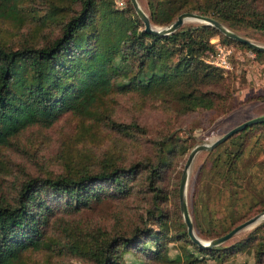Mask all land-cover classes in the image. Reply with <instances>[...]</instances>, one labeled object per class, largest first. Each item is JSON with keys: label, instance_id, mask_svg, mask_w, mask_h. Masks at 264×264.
<instances>
[{"label": "trees", "instance_id": "16d2710c", "mask_svg": "<svg viewBox=\"0 0 264 264\" xmlns=\"http://www.w3.org/2000/svg\"><path fill=\"white\" fill-rule=\"evenodd\" d=\"M23 1L0 0V17L23 19ZM41 1L43 19L55 22L58 33L19 46L0 38V146L31 125H52L65 111L92 114L95 103L112 93L172 100L184 113L225 111L233 96V78L206 61L215 49L212 38L221 36L264 55V50L206 23L166 35L149 32L130 0L125 6L113 0ZM147 8L155 25H168L180 13L195 11L236 31L244 26L264 32V0H147ZM105 116L107 125L118 131H145L137 121H121L108 112ZM263 134L264 122L249 125L229 137L237 140L236 149L219 153L222 142L210 150L214 158L208 170L219 183L216 198L221 203L212 208L214 196L209 193L203 201L199 188L194 190L193 221L200 236L225 234L264 210V197L242 205L247 179L240 166L247 153L264 149ZM171 137L159 141L156 158L130 161L107 151L94 163L70 165L54 174H30L17 183L14 196L0 195V264H31V253L45 249L62 250L90 264H148L146 259L166 258L171 240L184 243L175 258L182 264L211 258L225 262L241 250H251L254 264H264V221L231 245L203 247L191 239L179 200V221L170 235L162 182L179 150ZM134 197L141 200V210L127 225L94 229L75 218L95 203ZM56 225L58 234L52 231ZM130 252L138 255L135 263L126 259Z\"/></svg>", "mask_w": 264, "mask_h": 264}, {"label": "rangeland", "instance_id": "374dc122", "mask_svg": "<svg viewBox=\"0 0 264 264\" xmlns=\"http://www.w3.org/2000/svg\"><path fill=\"white\" fill-rule=\"evenodd\" d=\"M113 1L118 6H125L128 3V0ZM41 2V0H24L23 6L20 7V13L24 15L23 19L0 17V38L9 44L19 46L29 41L40 42L53 33H58L55 22L43 19L46 11L40 9ZM139 2L148 12L147 0H139ZM193 21H186L184 26L203 24V22ZM237 32L264 44L263 31L243 26ZM216 37L219 38V36ZM220 38L221 42L233 47L230 57L232 68L225 71V74L232 76L234 91L225 111L212 109L184 113L172 100H162L137 92L112 93L95 103L92 114L78 115L71 110L65 111L52 125H31L15 136L10 143L0 146V195L14 196L17 183L30 174H54L66 170L70 165L94 163L99 161L107 151L112 154L121 153L126 160L130 161L156 158L159 141L171 135L178 144L179 150L173 156L162 183L164 192L168 196L164 206L170 214V235L175 234L174 230L179 221L177 202L180 200L181 178L193 147L200 143H209L243 121L264 114V55H257L252 49L236 41H225L221 36ZM107 112L121 121H137L145 131H135L131 134L118 131L107 125L105 116ZM253 138L255 140L257 136ZM236 142V139L228 138L219 148V153L226 148L236 149ZM260 143L261 147H264V134ZM210 150L212 149L198 151L190 167L187 196L193 220L194 190L199 188L203 201L208 199L209 193L213 195L214 199L209 198L212 208H218L221 203V200L216 198L219 183L210 178L211 172L208 170L214 158ZM240 166L247 179L242 187V205L264 197V149L259 153H247L241 158ZM206 167L207 170L200 176V170ZM222 194L225 193L222 192ZM139 201L141 200L134 197L128 201L107 200L95 203L75 218L86 227L94 229L98 226L112 228L127 225L137 218L141 210L137 206ZM246 208L243 207L242 210ZM180 214L184 219L181 209ZM257 225L242 229L221 244L231 245L241 240ZM153 226L160 228L156 224ZM58 228V225L54 226L53 233L58 234ZM183 244L182 241L171 240L168 243L169 253L166 258L146 259V262L148 264H182L175 258L184 249ZM125 256L129 263L139 260L138 255L133 252ZM30 262L31 264H90L81 257L58 249L32 252ZM254 263L253 252L241 250L228 256L225 262L211 258L198 264Z\"/></svg>", "mask_w": 264, "mask_h": 264}, {"label": "water", "instance_id": "95a60500", "mask_svg": "<svg viewBox=\"0 0 264 264\" xmlns=\"http://www.w3.org/2000/svg\"><path fill=\"white\" fill-rule=\"evenodd\" d=\"M131 2L133 3L137 13L139 14L141 19L143 20V22L145 24V29L149 32L156 33V34H163V35L170 34L172 32H175V31L181 29L184 26L186 21L194 20V21L203 22L206 24L213 25L216 28H218L220 31H222L224 34L229 36L230 38H233V39L240 41V42L247 43L253 48H256L259 50H264V44L256 42V41L252 40L251 38L242 35L241 33L230 28L224 22H222V21L218 20L217 18L210 16L208 14H203V13L195 12V11H184V12L180 13L178 15V17L173 22H171L170 24L164 25V26H159V25H155L152 23L149 14L142 7L139 0H131ZM262 122H264V114L250 118L248 120H245L242 123L231 128L230 130H228L227 132H225L221 136L212 140L211 142L197 144L191 150L189 157L187 159V162L185 164V168H184L182 178H181L180 190H179L180 205H181V210H182V213L184 216V220L187 223L188 233H189L191 239L195 243L199 244L200 246L213 247V246L219 245V244L223 243L224 241L228 240L229 238H231L233 235H235L236 233H238L242 229H245V228L254 226L256 224H259L260 222H262L264 220V210H263V211H260L256 214H254L253 216L249 217L248 219L244 220L243 222L239 223L238 225L233 227L230 231L226 232L225 234H222L220 236H216V237H213L210 239H205V238L201 237L196 232V229L194 226V221H193V218H192V215L190 212L189 203H188V196H187V187H188L190 167H191L193 159H194V157L198 151L203 150V149H213L218 144L227 140L230 136H232L236 132L243 130L244 128H246L249 125H253L256 123H262Z\"/></svg>", "mask_w": 264, "mask_h": 264}, {"label": "built area", "instance_id": "2783aa9c", "mask_svg": "<svg viewBox=\"0 0 264 264\" xmlns=\"http://www.w3.org/2000/svg\"><path fill=\"white\" fill-rule=\"evenodd\" d=\"M211 41L215 44V49L207 53L206 61L223 68L225 71L230 70L232 68L230 57L233 53V47L224 44L217 37Z\"/></svg>", "mask_w": 264, "mask_h": 264}, {"label": "bare ground", "instance_id": "6f19581e", "mask_svg": "<svg viewBox=\"0 0 264 264\" xmlns=\"http://www.w3.org/2000/svg\"><path fill=\"white\" fill-rule=\"evenodd\" d=\"M194 22V21H193ZM246 232V231H245Z\"/></svg>", "mask_w": 264, "mask_h": 264}]
</instances>
